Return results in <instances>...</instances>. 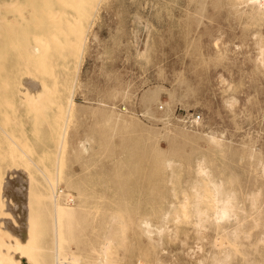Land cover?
<instances>
[{
    "label": "rangeland",
    "instance_id": "rangeland-1",
    "mask_svg": "<svg viewBox=\"0 0 264 264\" xmlns=\"http://www.w3.org/2000/svg\"><path fill=\"white\" fill-rule=\"evenodd\" d=\"M7 1L0 0V10H6ZM45 1L18 0L6 13L7 20L0 18V77L17 81L29 72L34 74L40 61L52 70L48 78L66 75L64 45L53 43L45 49L44 59H36L39 53L32 50L36 43L33 38L38 40L41 31L53 29L60 40L66 38L77 0H51L44 6ZM96 9L75 77L73 104L59 153L61 171L55 186L58 201L67 203L68 193L73 198L70 203L76 205L72 210L75 219L67 224L64 236L81 255V262L88 261L96 255L95 246L109 227V215L117 213L119 219L111 226L117 242L111 254L118 264H154L157 258L162 264H197L196 258L209 250L210 243L204 242L203 250L197 251L192 221L187 216L181 215L178 220L173 216L181 211L178 202L191 196V183L212 178L220 181L223 189L233 191L235 209L247 218L246 227L252 226L248 213L253 210L247 193L257 191L259 198H264V14L251 15L249 7L236 0H99ZM10 91L11 94H0V119L16 130L18 125L10 123L13 117L27 121L24 130L35 148V158L42 156L49 145L53 154L49 131L51 123L58 119L55 104L51 103L46 113L23 106L6 114L12 109L6 105L9 96L15 107L20 100L16 84L12 83ZM196 113L200 117L193 120ZM206 129L222 137L218 146L203 139ZM5 146L0 133V184L19 177L22 192L27 191L23 193L27 216L35 218L40 242L45 243L49 226L42 220V207L36 203L42 174L29 161L18 172L11 169L17 164L10 163ZM167 158L173 161L170 167L165 164ZM199 158L205 160L208 171L213 170L208 177L194 170ZM153 161L161 164L156 166ZM25 171L33 178H26ZM211 191L207 188L202 193L201 205L210 206ZM164 206L166 209L161 208ZM2 209L0 239H6L19 224L9 214L11 210L4 206ZM166 212L169 214L164 218ZM142 217L155 225H165L160 237L154 234L152 240L146 238L139 227ZM214 228L210 224L207 234L212 235ZM218 242L224 244L227 240L219 237ZM232 244L236 257L247 253L244 238ZM239 258L231 264H245ZM8 259L13 260L11 254ZM260 260L264 261V255Z\"/></svg>",
    "mask_w": 264,
    "mask_h": 264
},
{
    "label": "bare ground",
    "instance_id": "bare-ground-1",
    "mask_svg": "<svg viewBox=\"0 0 264 264\" xmlns=\"http://www.w3.org/2000/svg\"><path fill=\"white\" fill-rule=\"evenodd\" d=\"M236 1H238V3L241 6L243 5V6L249 7L251 15L255 14L256 16L260 17L264 14V7H262L258 2H256V0H236ZM51 2H52L51 0L45 1L44 6L47 4L49 5ZM98 2H99V0H77L74 20L70 26V29L67 33L66 38H62L60 40V37H58V35H57L58 33L54 29L41 31L40 37H38V40H37V37L33 38V40L35 39L34 41H36V43H34L32 45V50L41 55L40 56L38 54V56L37 55L34 56L36 59H39L38 57H41L40 59H44L43 57H45V55H44L45 49L48 48L49 46H51L53 43H55V44L62 43L64 45L63 46L64 52L62 53V57H63L64 61H66L65 66H64V67H66L65 68V74L66 75L64 74L65 75L64 78H58V77L48 78L47 75L52 70L47 69L45 66V63H41V61L38 62L37 67L35 68L36 72H34V74L29 72L26 77L18 78L17 81H14L13 79L9 80V78H5V77H0V83L2 84V85L0 84L1 85L0 86V94H11L10 89L12 88V83H13V84H16V94L20 99L18 101L17 106L15 107V102H14L13 98L11 96H9V99L6 100V105L8 107L12 108L11 110H13V111L9 110L6 112V114H13V112L15 111L14 108L23 107V106H28L35 111L37 110L39 112L46 113L48 111V108H51V103H54L55 107H56V111H57L56 117H58L57 120H54V123H51L50 131H49L50 132L49 139L51 140V143L54 142L55 151L53 154H51L50 149H49L50 145H49L48 148L43 150L42 156H41V154H39V158H35V156L33 155V153L35 152V148L31 145V142L28 139V135L26 133V130H24L25 129L24 124L27 121H22V120H19V119L13 117L10 120V123H12L14 125H18V127H16L17 128V130H16L15 127L14 128L9 127L6 124V123H8L7 121L4 122L2 119H0V133L3 135L4 141L6 144V146H5L6 151L5 152H8L7 156L10 160V163L19 165V166L16 165V167L15 166L11 167V169H14L15 172H18L17 170L19 168L22 170V168L20 166H23V165L25 166V164H27V162L29 161V163L34 165V167H36L37 170L40 171L42 174L41 180L39 181L40 191L37 194L36 203L38 204V206L40 205L42 207V209L44 211V216H43L42 220L45 219V223H47V225L49 226V229L47 228V230L49 231V239H47L45 241V243H41L42 242V241L40 242L41 232H40L39 236L37 233L38 232L37 231L38 228L36 225L37 221L35 223V221H34L35 218L33 219V217H31V216L30 217L27 216V214H28L27 207H26L27 203L25 202L27 199L25 197L26 200L23 201V198H24L23 193L24 192H22V190H21V185H20L21 181H20L19 177L16 176L12 179L4 180V182H2L0 184V223L2 221L1 215L4 212V209H2V206H4L5 208L11 210L10 211L11 213H9V214L15 218V221H17L19 226L17 229L13 230L12 233H10V236L8 235L6 239H0V264H118L116 261H114L112 259V254H111L112 247L117 242V240H115V238H114V233H113V230L111 228L112 224L119 219L117 213H111L109 215V227H108L107 231H105L103 233L102 238L99 240V243L95 246L96 255L94 257H91L88 261L81 262V259H82L81 255L78 252H76V250H74L75 248H72L71 241L64 236L65 232L67 231V224L70 223L73 219H75V215L72 213V210L75 208L76 205L70 203L71 201H73V198L71 196H68L69 195L68 193L65 194V195H67L65 197L67 199L66 200L67 203H62V201H60V200L58 201L57 192L55 190L56 183L59 181V178H60L61 168H60V164H59V160H60L59 153H60V149L63 145L64 127L66 125V118L69 115L70 110H71V106L73 104V91H74L75 83H76L75 77H76V74L78 72L79 65L81 63L82 57H83L85 49H86L87 34H88L89 28H90L91 23H92L91 17H92V14L97 10L96 7H97ZM5 3H6V5H5L6 10H0V18H2L3 22H5L8 18L6 13L11 12L14 5H17L18 0H8ZM56 12H55V15H56ZM49 15H50V13L48 15H46V17ZM65 21H67V20H65ZM96 37H98V36H96ZM93 40H91V41H93ZM89 48H90V46H89ZM94 52H95V50H94ZM93 63H91V64H93ZM94 67H96V66H94ZM169 70H170V67H169ZM221 73H222V71H221ZM10 81H12V82H10ZM215 81H217V80H215ZM85 84H86V82H85ZM215 86H217V84H215ZM82 88H83V86H82ZM250 93H252V92H250ZM53 94H55V95L53 96ZM49 95H52L54 98H51ZM236 95L237 94H235V96ZM238 96H240V95H238ZM244 97L245 96H243V98ZM245 99H246V97H245ZM91 100H93V99H91ZM78 103H80V102L78 101ZM101 103L102 102H100L99 104H101ZM215 104H217V103H215ZM223 104H225V103H223ZM223 104H221V106ZM210 105H211V103H210ZM240 105H242V104H240ZM81 107H83V106H81ZM30 108H29V110H30ZM90 108H92V107H90ZM99 110H101V109H99ZM207 110H208V107H207ZM215 111H217V110H215ZM239 112H240V110H239ZM101 113H102V111H101ZM174 115H175V113H174ZM202 116H204V115H202ZM138 120H139V118H138ZM228 120H229V118H228ZM230 121H231V119H230ZM204 122H205V120H204ZM190 123H192V122L190 121ZM141 124H142V122H141ZM167 124H168V122H167ZM249 124H250V122H249ZM203 125H204V123H203ZM209 125H210V123H209ZM146 126H148V125H146ZM181 126H183V124ZM255 126H256V124H255ZM179 129H181V128H179ZM193 131H190V132L195 133ZM245 131L246 130H244V132ZM199 132H201V131H199ZM182 133L184 134L183 131H182ZM216 133L217 132H215V131H212V130L208 131L207 130V132L204 133L203 139L207 143H211L212 145L218 146L221 143L222 137L217 135ZM235 133H237V131ZM184 135H186V134H184ZM194 135L196 136V134H194ZM197 135H199V134H197ZM243 135L244 134H242V136ZM178 136H179V134H178ZM236 136H237V134H236ZM232 137H235V135H233ZM198 138H197V140L199 141ZM78 139H80V138H78ZM165 141H166V139H165ZM181 141H183V140L181 139ZM238 142H237V144H238ZM48 143H50V142H48ZM150 143H151V141H150ZM184 143H186V142H184ZM253 143L254 142H252V144ZM82 144L85 145L84 143H82ZM190 144H191V142H190ZM168 146H169V144H168ZM251 146L253 147V145H251ZM190 147H192V146H190ZM182 148L184 149V146H182ZM186 148H188V147H186ZM162 149L160 151H162ZM167 150H166V152H167ZM193 150L195 151V148H193ZM247 150L245 153H248ZM250 150H251V148H250ZM48 152H50V154ZM154 152H155V149H154ZM157 152H159V150ZM173 153H175V152H173ZM188 159H190V157ZM185 160H186V158H185ZM156 161H157V159H156ZM156 161L155 162L153 161V162L155 163L156 166H159L161 164V162L159 163V165H157L158 164L157 162H159V160L157 162ZM164 161H165V164L169 167L173 163L172 159H170V158H167ZM204 161L205 160H203L202 158L197 159L195 162V169L194 170L199 175H201L203 177H208L210 171L213 172V170L209 169L210 171H208V167H207V165H205ZM122 162L120 165H124V163H122ZM116 166H117V163H116ZM201 168H204L207 170L206 175L201 174V171H200ZM162 169H163V167H162ZM7 170H8V172L10 171L8 168H7ZM164 171H165V169H164ZM263 171H264V168H263ZM12 175L14 176V174H12ZM25 176H26V178L30 177V179H31L32 175L29 173L27 175V172L25 171ZM215 176H217V175H215ZM153 177H154V175H153ZM157 177L160 178L161 176H157ZM32 178H33V176H32ZM139 178H141V177H139ZM150 178H151V176L149 177V180H150ZM161 178H163V176ZM221 179L222 178H220V180ZM157 180H158V178H157ZM223 180H225V179H223ZM249 180H250V178H249ZM251 180H253V179H251ZM26 181L28 182V180H26ZM111 181H113V180L111 179ZM117 182H118V180H117ZM27 184H26V186H27ZM118 184H120V183H118ZM118 184H117V186H118ZM145 184H147V182ZM149 184L147 187L144 186V189L145 188L147 189L149 187ZM122 185H124V184H122ZM140 185H142V184H140ZM155 185H157V184H155ZM161 185H162V182H161ZM112 186H114V185H112ZM152 186H153V184H152ZM158 187H156V188H158ZM189 187L191 189V196L190 197L184 196L183 199L178 202V206H179L181 211L178 213H175L174 215L172 214V215L174 216L175 220H178L181 217V215H183V216H187L188 219H190L192 221V226H193L194 232H195L197 239H198V243L195 245L197 251L200 252L203 250V246H204L203 243L204 242L208 241L210 243L209 250L205 254L200 255L196 258L197 264H231V261L234 258H239V257H236L238 254L236 252H234V250H233L234 246L232 243H233V241H236L241 237L245 239V245L247 248V253L245 252V254L239 258V261L241 258H243L242 261H244L245 264H264V261L260 260L261 256L264 255V198H262V199L259 198V193L257 191H250L249 193H247V196L249 198V204L253 210L248 213V215L250 216V219L252 220V224H251L252 226L246 227V225L244 224V221L247 218H244V216L240 215V213H238L239 211L235 209V208H237V206H236V203L234 200V198H235L234 192L223 189L220 181L213 180L212 178H205L204 180H199L198 183L197 182L191 183ZM25 188H27V187H25ZM207 188L212 190L211 195H210V201H211L210 206L201 205V202L204 199L202 196V193L204 191H206ZM152 189H154V186L152 187ZM159 189H160V187H159ZM248 189L252 190V188L250 189V187ZM25 192L26 193H24V194L26 195L27 191H25ZM95 192H97V191H95ZM246 192H248V190ZM121 193H123V192H121ZM129 193H127V195ZM123 197H125V196H123ZM225 198H227L231 201L232 212L227 219L218 220L216 218V213L214 210L215 204H216L217 199H225ZM139 199H138V203L143 204L142 201H139ZM134 200H136V199H134ZM150 200H151V198H150ZM116 204H117V202H116ZM136 208L138 209V207H136ZM161 208H165V206L161 207ZM160 212H161V210H160ZM168 214H169L168 212H166L164 215L162 213L164 218H166L168 216ZM145 215H147V214H145ZM26 217H27V219H26ZM36 220H37V218H36ZM146 223L148 225H150V227H146ZM210 224H213V226L215 227L214 233L212 235L207 234V229H208ZM22 225H25V226L22 227ZM259 225H260V227L256 231L254 230L252 232L250 230L251 227H254V226L258 227ZM33 226H35V227H33ZM139 227H140L141 232L149 240L153 239L154 234H156L157 236L160 237L161 234L165 230V225H163V224L155 225L146 217L140 218ZM3 230H4V227H3ZM219 237H221L222 240L223 239L227 240V242H225L224 244H219V242L217 243V240L219 239ZM1 240H4L3 244L1 243ZM34 240H36V241H34ZM157 242H159V240H157ZM191 251H194V250L192 249ZM10 254L13 257L12 261L10 259H8V256ZM139 264H142V263H139ZM154 264H162V261L159 258H157V259H155ZM173 264H175V263H173ZM232 264H234V261ZM236 264H238V263H236Z\"/></svg>",
    "mask_w": 264,
    "mask_h": 264
},
{
    "label": "clouds",
    "instance_id": "clouds-1",
    "mask_svg": "<svg viewBox=\"0 0 264 264\" xmlns=\"http://www.w3.org/2000/svg\"><path fill=\"white\" fill-rule=\"evenodd\" d=\"M256 2H258L262 7H264V0H256ZM200 171L201 174H207V170L204 168H201ZM214 210L216 213V218L218 220L227 219L232 212L231 201L227 198L217 199ZM146 227H150V225L146 223Z\"/></svg>",
    "mask_w": 264,
    "mask_h": 264
},
{
    "label": "built area",
    "instance_id": "built-area-1",
    "mask_svg": "<svg viewBox=\"0 0 264 264\" xmlns=\"http://www.w3.org/2000/svg\"><path fill=\"white\" fill-rule=\"evenodd\" d=\"M199 117H200V115L196 113V114L193 116V120H197V119H199Z\"/></svg>",
    "mask_w": 264,
    "mask_h": 264
}]
</instances>
